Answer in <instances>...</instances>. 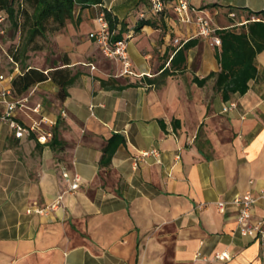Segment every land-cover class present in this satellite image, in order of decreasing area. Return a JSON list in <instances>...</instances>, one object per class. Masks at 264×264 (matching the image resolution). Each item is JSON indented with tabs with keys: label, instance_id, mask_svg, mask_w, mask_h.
Wrapping results in <instances>:
<instances>
[{
	"label": "crops",
	"instance_id": "1",
	"mask_svg": "<svg viewBox=\"0 0 264 264\" xmlns=\"http://www.w3.org/2000/svg\"><path fill=\"white\" fill-rule=\"evenodd\" d=\"M188 2L216 30L239 32L246 18H237L264 11V0ZM102 10L116 21L112 35L126 40L133 75H120L121 63L102 52L107 60L98 58L100 47L88 38ZM52 39L60 65L45 71L77 73L65 98L56 99L59 89L50 80L22 97L2 96L20 72L13 62L0 81V114L5 102L17 101L12 120L38 124L17 138L0 120V264H264V243L239 234L232 207L221 213L215 206L250 192L251 221L264 225V51L256 54L248 90L223 100L215 77L196 82L220 71V47L198 35L195 16L181 21L172 3L160 14L150 0L76 7ZM175 39L195 40L184 61ZM103 62L111 70L99 69ZM110 78L130 85L101 87ZM45 97L52 100L43 106ZM37 104L40 113L32 111ZM47 132L55 133V144L51 137L37 141ZM113 135L124 141L102 165ZM150 149L158 157L138 159ZM64 171L78 176L75 191ZM221 252L229 259L215 260Z\"/></svg>",
	"mask_w": 264,
	"mask_h": 264
},
{
	"label": "trees",
	"instance_id": "2",
	"mask_svg": "<svg viewBox=\"0 0 264 264\" xmlns=\"http://www.w3.org/2000/svg\"><path fill=\"white\" fill-rule=\"evenodd\" d=\"M102 0H0V13L6 14L11 27L18 33V44L9 49L10 59L20 66V72L11 79V95L15 98L22 97L38 83L50 80L58 87L57 98H65L67 88L74 82L77 73L72 74L68 67L55 68L49 71L40 70L25 65L28 51H41L43 46L39 40H46L47 35L60 31L66 21L74 18L76 7L80 9L99 5ZM108 22L109 31L115 29L116 21L111 14L102 10ZM259 18L251 21V17ZM143 23V22H142ZM220 38V50L216 51V57L220 71L210 73L201 80H196L198 85H203L205 80L215 77V86L221 93L223 100H228L233 93L243 95L248 90V81L257 75L255 64L256 54L264 51V11L248 12L246 23L241 25L239 32L232 29L216 30ZM122 39L120 35L111 36V41ZM195 45V40H188L182 44L177 55H182L190 47ZM69 64L66 59V63ZM149 83H154L148 78ZM103 88L122 89L130 84H115L110 78L101 80ZM123 138L113 135L108 139L103 149L100 164L108 165L117 147L123 143ZM56 143L55 133H52L50 145Z\"/></svg>",
	"mask_w": 264,
	"mask_h": 264
},
{
	"label": "built area",
	"instance_id": "3",
	"mask_svg": "<svg viewBox=\"0 0 264 264\" xmlns=\"http://www.w3.org/2000/svg\"><path fill=\"white\" fill-rule=\"evenodd\" d=\"M172 3L174 5V11L176 12L179 19L183 22H190L192 15L195 16V23L197 27L198 35L210 39V45L215 47H220L221 41L216 34V29L210 24V21L200 15V11L189 5L188 0H150L151 11L154 14H160L163 12L166 3ZM233 17V14H230ZM3 20V16L0 14V22ZM259 18H251V21H258ZM96 27L88 34V38L94 41L101 49V52L108 58L118 61L122 65L120 70V75H133L131 70V64L129 62L126 53V40L120 39L116 41H111L112 33L109 31L108 22L105 19L104 13L99 12L95 17ZM174 44L181 46L183 43H179L178 39L174 40ZM94 69V67H91ZM4 79L3 75H0V81ZM2 96L11 95V88H4L1 91ZM17 101L5 102V110L0 114L1 121H8L10 126L15 129V137L20 138L24 133L35 131L38 129V124H32L29 127H22L12 120V113L16 108ZM234 107L233 103L224 107L223 110L226 111ZM33 112L40 113L41 106L37 104L33 109ZM40 122L48 123L49 121L44 117H40ZM51 137V133H42L37 137V141L40 143H46L47 138ZM159 152L156 149H150L147 151L139 152L138 159L144 160L149 156L158 157ZM62 177L68 183V190L75 191L79 186V178L77 175L70 177L67 172H62ZM63 195H58L50 208L58 205L62 200ZM255 203V199L250 194L246 192L244 194L238 195L230 201H216V209L223 213L228 207H232L236 212V223L238 226V232L242 236L246 237H256L262 243H264V225L260 222L251 221V208ZM42 213L44 209H27V212ZM199 255V254H198ZM215 260H227L229 259V254L227 252L216 253L214 255Z\"/></svg>",
	"mask_w": 264,
	"mask_h": 264
},
{
	"label": "rangeland",
	"instance_id": "4",
	"mask_svg": "<svg viewBox=\"0 0 264 264\" xmlns=\"http://www.w3.org/2000/svg\"><path fill=\"white\" fill-rule=\"evenodd\" d=\"M3 16V20L0 22V75H8L13 67V63L9 56V49L12 46H16L19 42L18 33L14 31L11 27L10 22L4 13H0ZM248 18V14L244 13L243 18H237L238 20H242ZM56 33V32H55ZM54 33H50L47 35L46 40H39V43L43 46L41 51H28L25 60V65L29 67H34L40 70H46L49 67L59 66L60 61V51L56 46L55 42L52 39V35ZM103 54V53H102ZM101 54V50H98V58H103ZM108 58V57H107ZM110 59V58H109ZM115 61L114 59H111ZM110 61V60H109ZM101 62V61H100ZM112 62V61H110ZM102 63V62H101ZM20 67V66H19ZM99 69H103L107 71L109 65L107 62H103V64H99ZM6 81V78L4 79ZM57 99V96H55ZM52 98L48 99L45 97L43 99V106L47 105L48 102H51Z\"/></svg>",
	"mask_w": 264,
	"mask_h": 264
}]
</instances>
